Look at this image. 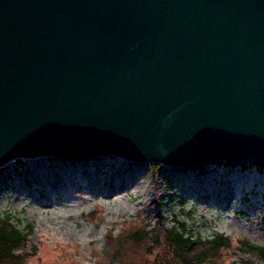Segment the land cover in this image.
<instances>
[{
    "label": "water",
    "instance_id": "1",
    "mask_svg": "<svg viewBox=\"0 0 264 264\" xmlns=\"http://www.w3.org/2000/svg\"><path fill=\"white\" fill-rule=\"evenodd\" d=\"M264 155V0H0V167Z\"/></svg>",
    "mask_w": 264,
    "mask_h": 264
},
{
    "label": "rangeland",
    "instance_id": "2",
    "mask_svg": "<svg viewBox=\"0 0 264 264\" xmlns=\"http://www.w3.org/2000/svg\"><path fill=\"white\" fill-rule=\"evenodd\" d=\"M230 162L154 172L115 156L16 158L0 167V217L30 226L26 264H150L126 235L157 215L195 237H231L234 257L213 264H264L237 253L238 240L264 246V170Z\"/></svg>",
    "mask_w": 264,
    "mask_h": 264
},
{
    "label": "trees",
    "instance_id": "3",
    "mask_svg": "<svg viewBox=\"0 0 264 264\" xmlns=\"http://www.w3.org/2000/svg\"><path fill=\"white\" fill-rule=\"evenodd\" d=\"M75 158L86 157L61 159L65 161ZM225 162L231 163L228 161L216 163L223 164ZM239 163L243 166H254L257 170L262 171L264 170V155ZM146 165L154 172L165 170L164 166L158 162H147ZM204 165L195 167L202 169ZM195 167L193 166V168ZM11 219L12 217L5 213L0 217V264H26L29 257L32 256L26 253L31 229L30 226H26L27 231L23 233L17 225L11 222ZM126 236L136 239L138 242H145L143 244H146L147 248L146 260L150 261L148 254L153 257L150 264H213L221 261L228 262L236 253L233 251V241L229 236L215 233L206 239L195 237L184 222L174 220L167 227L159 215L156 216L154 225L145 223L143 227L134 229ZM118 244L122 245L120 239ZM237 249L238 254H254L258 259L264 260V246L262 245L249 240H238ZM114 254H118V251Z\"/></svg>",
    "mask_w": 264,
    "mask_h": 264
},
{
    "label": "bare ground",
    "instance_id": "4",
    "mask_svg": "<svg viewBox=\"0 0 264 264\" xmlns=\"http://www.w3.org/2000/svg\"><path fill=\"white\" fill-rule=\"evenodd\" d=\"M38 157H39V156H38ZM115 157H116V156H115ZM34 158H36V157H34ZM30 159H33V158H28V160H30ZM119 159L124 160V161H126V162L129 163V161H127L126 159H122V158H119Z\"/></svg>",
    "mask_w": 264,
    "mask_h": 264
}]
</instances>
